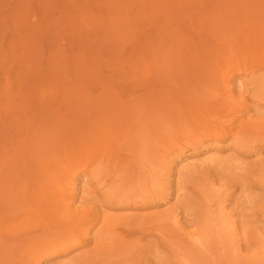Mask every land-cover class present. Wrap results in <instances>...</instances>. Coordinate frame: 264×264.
Listing matches in <instances>:
<instances>
[{
    "label": "rangeland",
    "instance_id": "374dc122",
    "mask_svg": "<svg viewBox=\"0 0 264 264\" xmlns=\"http://www.w3.org/2000/svg\"><path fill=\"white\" fill-rule=\"evenodd\" d=\"M258 37L264 0H0V264H182L213 186L228 193L210 203L215 224L219 212L232 217L239 250L203 238L195 264H264V138L248 147L207 133L264 119V52L250 51ZM193 133L179 152L176 139ZM99 137L124 144L99 153ZM66 169L75 172L67 218L57 197L69 188ZM154 176L163 190L144 201ZM117 189L131 191L130 203ZM167 214L177 221L154 222L161 232L141 224ZM105 217L115 218L111 230ZM102 227L110 232L100 237Z\"/></svg>",
    "mask_w": 264,
    "mask_h": 264
},
{
    "label": "bare ground",
    "instance_id": "6f19581e",
    "mask_svg": "<svg viewBox=\"0 0 264 264\" xmlns=\"http://www.w3.org/2000/svg\"><path fill=\"white\" fill-rule=\"evenodd\" d=\"M250 46H251V47H250V51H251V53H252L251 55H252L253 57H259V56L262 54V52H264V37H258V38H256V39H253V40L251 41ZM212 57L214 58V54H212ZM256 59H257V58H256ZM258 59H259V58H258ZM224 66H225V65H224ZM225 71H226V70H225ZM225 71L223 70V76H222V79H223V80H221V79H220V80L222 81V84L225 86V88H226V89L228 90V92H229V89L231 88V85H232V81H231V78H229L230 75L228 74V72H225ZM221 75H222V73H221ZM260 77L262 78V79H260V80H261V81H260V82H261L260 85H264V75H263V77H262V75H261ZM262 83H263V84H262ZM262 88H264V86H263ZM229 93H230V92H229ZM229 98H230L229 106L232 107V105H234V103H236V102H235L231 97H229ZM235 105H236V104H235ZM158 113H159V112H158ZM160 113L162 114L161 111H160ZM160 113H159V114H160ZM159 116H161V115H159ZM169 121H170V120H169ZM169 121L167 120V123H168V124L170 123V125L172 126V122H171V121L169 122ZM165 122H166V121H165ZM175 123H176V122H174L173 125H174ZM165 124H166V123H165ZM165 124H164V125H165ZM166 125H167V124H166ZM168 126H169V125H167V127H168ZM171 126H170V127H171ZM174 126H175V125H174ZM174 126H173V127H174ZM178 126H179V125H177V128H178ZM234 126H235L234 123H232L231 125H228V126L221 125L220 127L209 126V127L207 128V133H208V134H212L214 137H215V136H219V137H221V135H229V134L231 133V135H232V136L234 135V137H235L236 139H238V140L241 142V144H244V145L247 144L246 146H248V147H249V144H250L251 142H253V140H256V141L258 140L256 137H258L259 139H263V138H264V135H263L264 133L261 134V132H264V119H263V120H257V121L250 120V121H246V122H244V121H238V123H237V125H236L235 128H233ZM173 127H171V128L168 127V129H169L171 132H174V131L176 130V127H175V130L172 131L171 129H174ZM232 128H233V129H232ZM157 129H158V128H157ZM229 129H231V130H229ZM101 130H102V129H101ZM106 130H107V129H106ZM126 130H127V129H126ZM165 130L169 132V130H167L166 128H165ZM228 130H229V131H228ZM104 131H105V130H104ZM104 131H103V132H104ZM103 132L100 131V132H98V133L101 134V133H103ZM110 132L113 133V131H110ZM110 132H108V133H110ZM119 132H120V131H119ZM119 132H118V133H119ZM123 132H124V130H123ZM126 132H127V133H130V131H128V130L125 131V133H126ZM168 132L165 133V131H164L165 134H167ZM118 133H116V137L119 136ZM121 133H122V132H120V135H121ZM127 133H126V134H127ZM160 133H161V131H160ZM164 133H163V134H164ZM103 134H104V133H103ZM106 134H107V133H106ZM113 134H115V132H114ZM117 134H118V135H117ZM130 134H131V133H130ZM141 134H143V133H140V135H141ZM165 134H164V135H165ZM168 134H171V133L169 132ZM197 134H198V133H193V134L188 135V136L185 137V138L183 137L182 139H180V138L182 137V136H181L179 139H176L175 144H174L175 147H176V146L179 147V145L181 144L180 141H183V140L189 141V140L192 139L193 141H195L194 139H195V137H196ZM255 134H256V136H255ZM257 134L262 135V138H261V136H257ZM97 135H99V134H97ZM109 135H110V134H109ZM127 135H128V134H127ZM133 135H135V136H136V139H138V137H137L138 133H137V135H136V134H131V135L128 136V138L131 136L132 140H134L135 137H133ZM156 135H157V133H156ZM212 135H211V136H212ZM253 135H254V136H253ZM106 136H107V135H106ZM123 136H125L124 139H122ZM141 136H142V135H141ZM141 136H139L141 139H138V140H140V142L143 141V142H141V145L144 143V144L142 145V148L144 147V149H145V148H147V146H148V145H147V144H148V143H147L148 141H147V138L145 137V135L143 136V139H142ZM160 136H162V135H160ZM160 136L158 135V137H160ZM103 137H104V136H103ZM103 137H99V138H101V139L98 138L99 141H98V139H97L96 142H97V146H98V147H95V146H94V148H98L97 150L99 151V153H102V150H101V149L104 150V148H102V147H104V146L107 147L106 145H109V144H110V148L113 147L114 144H115V141L117 140V138H116V139L114 138L115 140H114V139H113V140H110V139L107 140L106 138L104 139ZM120 137H121V140H125L124 143L126 144V139H127L126 135L124 134V135H122V136H120ZM226 137H228V136H226ZM251 137H252V138H251ZM254 137H255V138H254ZM153 138H155V137L153 136ZM219 139H220V138H219ZM252 139H253V140H252ZM94 140H95V138H94ZM94 140H93V141H94ZM121 140H120V139L117 140V141H119L118 143H119L120 145L123 143V142L120 143ZM199 140H201V139L199 138L195 143H198V144H199V143H200ZM204 140H205V139H204ZM251 140H252V141H251ZM117 141H116V143H117ZM128 141H129V139L127 140V144H129ZM145 141H147V142H145ZM256 141H254V142H255V143H254V147H255V145L257 144ZM259 141H262V140H259ZM90 142H91V141H90ZM94 142H95V141H94ZM249 142H250V143H249ZM92 143H93V142H92ZM92 143H91V144H92ZM124 143H123V144H124ZM178 143H179V144H178ZM191 143H192V142H191ZM195 143H194V144H195ZM203 143H205V142L203 141ZM89 144H90V143H88V145H89ZM94 144H95V143H94ZM123 144H122V145H123ZM145 144H146V145H145ZM201 144H202V143H201ZM141 145H140V146H141ZM150 145H151V144H150ZM191 145H192V144H191ZM200 146H201V145H200ZM89 147H90V146H89ZM151 147H152V146H151ZM196 147L199 148L198 146H196ZM251 147H253V146H251ZM91 148H93V145H92ZM100 148H101V149H100ZM142 148H141V149H142ZM179 148H180V147H179ZM184 148H185V147H184ZM144 149H142V150H144ZM180 149H181V150H180ZM180 149H179V152H181V151L183 150L182 147H181ZM109 150L112 151L113 149L111 148V149H109ZM104 152H107V151L105 150ZM104 152H103V153H104ZM143 152H144V151H143ZM147 152H149V151H147ZM147 152H144V153H146L145 155L150 154V155H147V156H146V158H149V156H151L152 153H150V152L147 153ZM94 153H95V152H94ZM99 153H96V154L99 155ZM100 155H102V154H100ZM103 155H104V154H103ZM143 155H144V154H142V156H143ZM146 158H145V159H146ZM156 158H157V157L155 156V159H154V157H153V159H152V158H151V159H152V160H156ZM151 159H150V161H152ZM163 159H164V158H163ZM213 159H215V158H213ZM148 161H149V160H148ZM150 161H149L148 163H147V162H146V163H147V164H150ZM211 161H212V160H211ZM144 163H145V162H144ZM154 163H155V162H154ZM156 163L159 164L160 161H159V162L157 161ZM156 163L154 164L153 168H154V167H158L159 170H160V174H161V171H162V169H163L162 166H161L162 163H160L158 166H155ZM159 166H160V167H159ZM163 167H164V165H163ZM145 168H146V167H145ZM160 168H162V169H160ZM183 168H184V167H183ZM70 169H71V168H70ZM142 169H143L142 171H143V174H144V168H143V166H142ZM66 170H69V169H66ZM71 172H74V171L69 170V171L66 173V175H67L66 177H68V178L70 179V182L67 183V184L69 185V188H68L67 185H66V187H67L66 190H64L65 188L63 189V191H65V193H62V191L60 190L61 193L59 192L60 194L57 195V197H58L60 203L63 204L62 206H63V208H64V211H66V213H65L66 215H64L65 218H67L68 216L70 217V215L74 214V210H73V207H72V202H73V199H74V194H73V190L70 188V186H71V183H72V182H71V181H72V178H73L75 175L73 176ZM74 173H75V172H74ZM149 173H150V174H148V173H147V174L150 175V177H151V175H152V171H149ZM144 175H145V174H144ZM262 175H264V173H263ZM76 176H77V175H76ZM150 177H148V179H149ZM152 177H153V176H152ZM263 177H264V176H263ZM150 179H152L153 182H152V184H149V183H148V184L151 186L150 188H152V189H150V188L147 186V184L145 183V185L147 186V187H146L147 190H148V191L150 190L149 192H148L147 190H144V189H145V186H144V188H143V187L140 188L141 190H143V191H142L143 193L141 192V193L143 194V196H144V194H147V196H148V195L151 196V193L153 194V192H155L154 194L157 195V194H158V191L162 189V188H161V189L157 190L159 187L162 186V184H159L160 182L158 183V181L156 182V180H155V176H154V180H153V178H150ZM147 182H149V181H147ZM154 182H155V183H154ZM150 183H151V181H150ZM153 183H154V185H153ZM209 184H210L211 186H213V185H212V184H213L212 182H210ZM209 184H208L207 189H210V190H211V188H212L211 191H215V192H213V193L211 192L212 194L209 192V193H210V196H209V195H208V194H209L208 192L206 193V194H207V195H206V194H205V190L203 191V193L206 195V197H204V199H205V200H206V198L208 199V201L206 200V203L209 202V204H210V203L212 202V204H213V203H214L213 201H215V202L218 203V197H219V198H220L219 202L222 201V202H220V206H221V205H222L221 203H223V200H221L222 197H223V198H224L225 196L227 197V194H228V193H223V192H222L223 195L220 196V194H221V189H220L219 187H216V186H213V187L215 188V190H214L213 187L209 188V187H210ZM221 187L223 188V186H221ZM142 188H143V189H142ZM218 188H219V189H218ZM136 189H139V188L136 187ZM136 189H135V190H136ZM224 189H226V188H224ZM224 189H222V191H223ZM117 190L122 194V196H123L125 193H127V194L130 193V194H131V191H127V192H126V190L123 191V189H122V190L117 189ZM117 190H115V192H116ZM162 190H163V189H162ZM210 190H208V191H210ZM218 190H220V191H218ZM121 191H123V193H124V192H125V193L123 194ZM145 191H146V193H145ZM151 191H153V192H151ZM225 191H226V190H225ZM112 192H113V191H112ZM115 192H114V194H113V193L108 194L107 197H106V199L109 198L110 200H112L113 198L115 199V198L117 197V199H115V200L117 201V200H118V196H117V195H118V194H117L118 192H117L116 194H115ZM135 192H136V191L133 192V193H134L133 196L135 195L133 198L136 199V197H139V196H138L137 192H136L137 195L135 194ZM150 192H151V193H150ZM161 192H162V191H160V193H161ZM217 192H218V197L216 196V195H217ZM219 192H220V193H219ZM112 194H113V195H112ZM130 194H129V195H130ZM154 194H153V195H154ZM161 194H163V193H161ZM204 194H203V195H204ZM129 195H126V194H125V196H127L126 199H122V198H124V197H119V198H120V199L118 200L119 203H120V200H121V201H122V200H125V202H123V201H122V202H123V203H126V201H128L127 198H128ZM205 195H204V196H205ZM211 195H212V198H213V199L211 198V200H209L210 197H211ZM109 196H110V197H109ZM113 196H115V197H113ZM147 196H146V195L144 196V198H143L144 201H146V200H148V199L150 198V196H148V199L145 200V198H146ZM158 196H160V194H159ZM208 196H209V197H208ZM40 197H41V196H40ZM130 197H131V200H132V196H129V199H130ZM140 197H142V196H140ZM152 197H154V196H152ZM161 197H162V196H161ZM215 197H216V198H215ZM226 197H225V198H226ZM42 198L46 199V197H43V195H42V197H41L40 199L38 198V200H40L39 202H38L37 200L34 201L35 204H36V201H37V205H35V206H36L35 209L37 208V206H39L38 203L41 204V200H42ZM47 198H48V197H47ZM155 198H156V197H155ZM157 198H158V197H157ZM137 199H138V198H137ZM141 199H142V198H141ZM143 199H142V202H141V201H140V202L144 204ZM214 199H215V200H214ZM49 200H50V199H49ZM107 200H108V199H107ZM153 200H154V199H153ZM155 200H156V199H155ZM42 201H44V200H42ZM46 201H47V199H46ZM108 201H109V200H108ZM129 201H130V200H129ZM129 201H128V202H129ZM133 201H134V199H133ZM136 201H137V200H136ZM148 201H152L151 198H150V200H148ZM44 202H45V201H44ZM110 202H111V201H110ZM112 202H114V201H112ZM122 202H121V204H122ZM153 202H154V201H153ZM117 203H118V202H117ZM129 203H130V202H129ZM49 204H51V201H50ZM143 204H142V205H143ZM145 204H147V202H146ZM207 204H208V203H207ZM209 204L206 205V206H207V209H209L210 213H208V214L206 213V216H204V215L201 216V217L198 216L199 224H200V226H199V230H198L196 233H193L194 236H193V235L190 236V235H191V234H190L188 240H190V241L192 240L191 242H194V244L192 245V247H193V246H194V247L197 246L196 248L200 250L201 248H203V245L205 244V243H204V244L201 243V242L204 241L203 238L206 239V240H205V241H206V245L210 242V239H211V241L213 240L212 238H215V239H216L217 244H218L219 241L222 240L221 242H219L218 245H220V243L224 242V241H223L224 239H229V241L233 244V247H232V249H233L232 252L234 253L233 256H235V255L237 256V254H238V250H239L238 243L240 242V240H239V239L237 240V238H239L240 233L238 232L239 228L237 227L236 222H232V220H231L232 217H231L229 214H227V215H228V216H227L226 213H225L223 210H220V209H222V207H220L219 210H220L221 212L223 211L224 213H220V212H219V214H221V215H218V218H217V219H218V220L221 219V220H220L221 222L219 221V222H217L218 224H215V221H214L215 216H214V215H215V213L217 212V210H216L217 206L215 207V213L213 214V212H212V208H213L214 205L211 207V204H210V205H209ZM52 206H53V205H52ZM43 207H44V206H43ZM49 207H51V205H50ZM45 208H46V207H45ZM47 208H48V207H47ZM210 208H211V210H210ZM50 209H51V208H50ZM50 209H48L47 211H49ZM41 210H42V209H41ZM41 210H40V211H41ZM213 210H214V209H213ZM40 211H39V212H40ZM37 212H38V211H37ZM39 212H38V214H39ZM41 212H42V211H41ZM41 212H40V213H41ZM44 213H46V212L44 211ZM67 213H68V214H67ZM70 213H71V214H70ZM75 213H78V209H77V212H75ZM209 214L211 215V218H210V215H209ZM212 214H213L214 218H212ZM39 215H43V214H39ZM67 215H68V216H67ZM75 215H76V214H75ZM208 215H209V216H208ZM225 215H226L227 217H226ZM73 216H74V215H73ZM161 216H162V215L157 216V217H154L153 219H152V217H151V218H147V219H149V220H148V222H149L148 225H149V226L146 224V223H147V222H146L147 219L145 220V222H144V221L141 222V224L144 223V224L146 225L145 230H146L147 227H148L147 229L150 228V229L153 230V229L155 228V227H154V225H155L154 222H156V223H159V222L161 223V222H162V224H165V223H166V224L168 225V221L170 220V221H169V224H172L173 222L176 224V221H177V220H176L175 218H177L178 215H177L176 217L174 216V217H175V218H174L175 220L172 219L173 216L170 215V214H169V215H168V214H167V215H163L162 217H161ZM229 216H230V217H229ZM71 217H72V216H71ZM168 217H169V218H168ZM190 217H191V216H190ZM228 217H229V218H228ZM72 218H73V217H72ZM109 218H110V217H107V218L105 217V218H104V220H103V221H104V222H103V227H104V228H107V227L109 228V225H111L112 223L115 222V220H114L115 218H111L112 220L109 219ZM119 218H121V217H119ZM122 218L125 219L126 217H122ZM170 218H171V219H170ZM230 218H231V219H230ZM124 219H122V220H124ZM129 219H130V218H129ZM150 219H151V220H150ZM165 219H166V220H165ZM167 219H169V220H167ZM110 220H111V221H110ZM118 220H119V219H117V222L120 221V220H119V221H118ZM122 220H121V221H122ZM142 220H143V219H142ZM152 220H153V223H152ZM171 220H173V221H171ZM191 220L194 221V218L192 217ZM212 220L214 221V223H213L212 226H211V224H209L208 222H209V221L212 222ZM218 220H217V221H218ZM112 221H113V222H112ZM126 221H127V220H126ZM150 221H151V222H150ZM163 222H164V223H163ZM101 223H102V222H101ZM151 223L153 224V226L150 227V224H151ZM174 223H173L172 225H175ZM166 224H165V225H166ZM112 225H113V224H112ZM142 225H143V224H142ZM157 225H158V224L155 225L156 228H155L154 230L157 229V230L160 231V230L164 227V225H163V227H161V225H158V226H157ZM167 225H166V226H167ZM101 226H102V225H101ZM159 226L161 227V229H160ZM166 226H165V227H166ZM103 227H102V228H103ZM158 227H159V228H158ZM165 227H164V228H165ZM80 228H82L81 231L84 230L83 227H80ZM104 228H103V230L100 228V229L97 231V232H98V233H97L98 236L101 237V235L103 236V234H108V233L110 232V231H109V232L107 233V229H108V228L105 229V230H104ZM211 228H212V229H211ZM77 229H78V228H77ZM109 229H110V228H109ZM78 230H79V229H78ZM100 230H101L102 232H104V231H105V232L102 233ZM110 230H111V229H110ZM213 230L216 231V232L214 233ZM75 231H76V230H75ZM75 231H74V234H76V233H78V232L80 233V230L77 231L76 233H75ZM99 231H100V235H99ZM150 231H151V230H150ZM82 232H83V231H82ZM82 232H81V234H82ZM160 232H161V231H160ZM79 233H78V235H79ZM213 233H214V234H213ZM74 234H72V237L74 236ZM212 234H213V235H212ZM215 234L217 235V237L215 236ZM83 235H84V233H83ZM58 236H59V235H58ZM58 236H57V239H58V240L63 239V243H61V241H60V243L64 245V242H65L67 239H65L64 235H62L63 238L61 237V235H60L61 238H58ZM66 236H68V235H66ZM75 236H76V235H75ZM210 236H211L212 238H211ZM248 236H250L249 232H248ZM79 237H80V236H79ZM190 237H192V239H191ZM208 237H210L209 240L207 239ZM66 238H67V237H66ZM76 238H77V236H76ZM76 238L74 237V239H76ZM194 238H195V239H194ZM217 238H218V239H217ZM220 238H221V239H220ZM223 238H224V239H223ZM57 239L55 240V242L58 241ZM74 239H73V241H75ZM77 239H78V240H77ZM77 239H76V240L79 242L80 239H79V238H77ZM219 239H220V240H219ZM202 240H203V241H202ZM217 240H219V241H217ZM70 241H72V240H71V236H70ZM195 241H196V242H195ZM205 241H204V242H205ZM207 241H209V242H207ZM66 242L69 243L68 241H66ZM66 242H65V243H66ZM78 242H77V243H78ZM71 243H72V242H71ZM75 243H76V242H75ZM61 244H60V245H61ZM191 244H192V243H191ZM195 244H198V245H195ZM201 244H203V245H201ZM223 244L225 245V243H223ZM56 245H58V244H56ZM56 245H54V246H56ZM75 245H76V244H75ZM66 246H67V245H66ZM198 246H199V248H198ZM190 247H191V246H190ZM194 247H193L192 250H190V251H192V252L190 253V255H187V254H189L190 251H188V249L185 248V247H183V249L181 248V249H180L181 251L179 250V253H180V252H183V251L186 253V254H184V253H183V254L180 253V255H181L180 257H181L182 259L180 258L179 261L181 260L182 264H195V263L197 262L196 259H199V258H200V256L198 257L199 254L196 253V251H197V252H199V251H198L197 249H195ZM184 249H185V250H184ZM182 250H183V251H182ZM186 250H187V251H186ZM193 251H195V252H193ZM191 254L196 255L197 258L194 256V257H195V259H194V258L192 257L193 255H191ZM189 256H191V257H189ZM236 258H237V257H236ZM191 259H193V261H192ZM195 260H196V261H195ZM221 260H222V258H221ZM223 260H224V262L226 261L225 259H223ZM191 261H192L193 263H192ZM202 262H204V261H202ZM198 263H199V264H202V263H201V260H200V262H199V260H198ZM198 263H197V264H198Z\"/></svg>",
    "mask_w": 264,
    "mask_h": 264
}]
</instances>
